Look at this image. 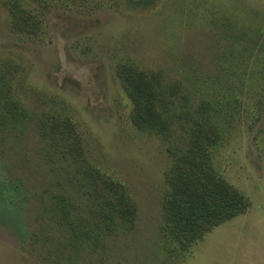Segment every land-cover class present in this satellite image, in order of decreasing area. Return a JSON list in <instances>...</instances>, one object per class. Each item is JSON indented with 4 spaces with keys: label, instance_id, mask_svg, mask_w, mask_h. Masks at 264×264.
Segmentation results:
<instances>
[{
    "label": "rangeland",
    "instance_id": "374dc122",
    "mask_svg": "<svg viewBox=\"0 0 264 264\" xmlns=\"http://www.w3.org/2000/svg\"><path fill=\"white\" fill-rule=\"evenodd\" d=\"M68 123L133 223L100 215L107 190L82 191L52 133ZM201 131L197 163L248 206L186 244L167 229V178ZM0 264H264V0H0Z\"/></svg>",
    "mask_w": 264,
    "mask_h": 264
},
{
    "label": "trees",
    "instance_id": "16d2710c",
    "mask_svg": "<svg viewBox=\"0 0 264 264\" xmlns=\"http://www.w3.org/2000/svg\"><path fill=\"white\" fill-rule=\"evenodd\" d=\"M223 67L225 71L227 65ZM138 89L140 91L137 95L138 101H135H137L136 105H138V103L140 104L142 116L140 117L137 127L140 130H145L155 125L156 117L149 116L146 109H144L146 103H148L147 98L150 100L151 91L148 85L142 84V86H138ZM259 108L260 111H262L261 105H259ZM62 126L65 128V131L59 130L56 127L52 129V133L57 131L58 136V139L54 140L58 142L56 145L62 147V150L61 147L59 148L58 153L63 155L61 157L64 161L69 162L73 160L75 164L74 176H76L77 173H82V175H79L81 178L80 183L82 191L87 195H91L90 193L95 194L97 189L103 192L107 190L108 194H110L109 198L103 201L98 200L99 205L103 206L99 212L100 215L109 218H113L114 215H119L128 223H133L132 221L136 215L135 204L126 197L123 186L117 182L111 181L110 178L100 175L97 170L93 169L91 174H89V169L87 167L85 169V167L81 166L80 163H78L80 160L75 157V152L78 150L77 147L79 145L78 143L73 145L71 142L75 137L72 135L73 132L70 123L67 124V127L64 125ZM64 133H70L72 136L65 140ZM209 137V133L205 135L203 131L196 132L192 139L190 157L183 161L191 167L190 171L188 170L189 167L184 168L182 164H178L173 167L167 178L172 187L165 212L167 222H169L167 229L174 234L176 238H179L180 242L186 240V244H190L189 242L194 238L201 237L212 227L218 226L240 215L248 206L247 203H245L246 199L243 195L230 188L220 177H217L215 173L210 170L209 166H204V160H202L201 163H197V157H202L201 155L205 156L210 153L207 147L208 142L206 141ZM67 153H71L72 158H67L65 156ZM194 166L197 167L195 168ZM83 171H85L86 175L83 174ZM84 177L85 182L83 183L82 179H84ZM87 178L89 189L86 186ZM98 178L102 181L100 182ZM103 203L108 206L105 207ZM55 205L56 206H53L52 209L57 208V213L59 214L63 212L61 221H63L62 225L65 230L66 225L70 226V221L68 222L66 219L69 215V208L65 196L62 204L59 205V203H57ZM69 205L71 206V203ZM126 205H129V207H125ZM73 231L75 237H73L72 244L78 249L79 244L75 241H79L83 238L79 237L75 226H73ZM84 234L86 237H91L88 231H85ZM189 235H191V240L187 239ZM93 243L95 244V241H93Z\"/></svg>",
    "mask_w": 264,
    "mask_h": 264
}]
</instances>
